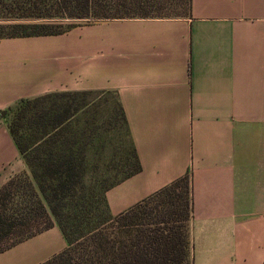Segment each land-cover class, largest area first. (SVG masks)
Wrapping results in <instances>:
<instances>
[{"label": "crops", "instance_id": "crops-1", "mask_svg": "<svg viewBox=\"0 0 264 264\" xmlns=\"http://www.w3.org/2000/svg\"><path fill=\"white\" fill-rule=\"evenodd\" d=\"M76 92L79 112L113 100L140 165L105 191L112 215L188 175L193 264H264V0H191L188 16L0 38V113ZM28 171L0 114V187ZM66 245L54 224L0 264H40Z\"/></svg>", "mask_w": 264, "mask_h": 264}, {"label": "trees", "instance_id": "trees-1", "mask_svg": "<svg viewBox=\"0 0 264 264\" xmlns=\"http://www.w3.org/2000/svg\"><path fill=\"white\" fill-rule=\"evenodd\" d=\"M190 11L191 0H0V38L60 34L97 20L188 16ZM85 94L51 93L14 106H31L52 96L70 97L57 109L43 112L39 121L43 132L34 143L33 156L20 145L11 122L8 124L38 186L18 184L21 175L27 176L22 172L0 187V252L57 224L67 245L40 264H193L188 175L115 215L109 212L104 194L91 210L84 204L64 203L66 210L53 205L55 200L75 196L70 179L82 164L75 161V147L84 153L88 146L58 139L63 133L74 136L69 125L81 106L75 99ZM25 106L20 107L21 119L28 111ZM14 107L0 114L5 116ZM133 156V168L124 178L140 169L134 150ZM41 177L53 182L51 197L40 183ZM59 192L64 193L61 199ZM101 206L103 214L99 216ZM95 209L96 213L92 212Z\"/></svg>", "mask_w": 264, "mask_h": 264}, {"label": "rangeland", "instance_id": "rangeland-1", "mask_svg": "<svg viewBox=\"0 0 264 264\" xmlns=\"http://www.w3.org/2000/svg\"><path fill=\"white\" fill-rule=\"evenodd\" d=\"M69 98L57 96L42 98L35 101L31 106H25L23 103L8 112L7 122L8 124L11 122L14 127L20 145L28 148V155L33 156L36 154L33 146L40 139L43 132V127L39 128V121L40 117L43 116V112L49 109H57L63 102L69 101ZM80 102L82 103L81 98L78 103ZM109 105L107 109H100L99 114L93 110L79 112L69 125L75 133L74 136H68L66 133L60 135L58 139L60 141H77L81 145L86 143L88 147L84 148V153H81L79 148L75 147L77 152L75 161L76 163H82L78 174L70 179L69 187L74 186L72 192L75 193V196L72 200L69 199L71 196H67L63 200H55L53 205H61L64 208V203L80 206L84 204L87 209H94L98 206L99 197L103 196L105 189L122 180L133 168V148L123 117L117 106L114 105L113 100ZM23 106L28 111L26 116L21 119L20 107ZM82 131L85 132L84 136ZM18 181L20 185L28 186L31 184L37 189V181L30 170L27 172V176L21 175ZM40 183L46 189V194L51 197V188L54 187L53 182L48 178L41 177ZM24 189L25 187L22 191ZM59 193V199H61L64 193ZM66 209L64 208V210ZM92 212L96 213V209ZM97 213L102 216L103 206L100 207Z\"/></svg>", "mask_w": 264, "mask_h": 264}]
</instances>
